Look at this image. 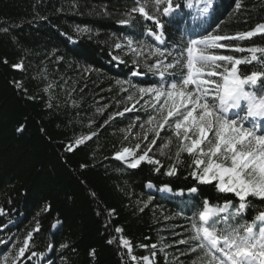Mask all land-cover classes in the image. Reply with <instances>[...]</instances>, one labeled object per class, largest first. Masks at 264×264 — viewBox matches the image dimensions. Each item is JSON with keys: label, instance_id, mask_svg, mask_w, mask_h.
Wrapping results in <instances>:
<instances>
[{"label": "trees", "instance_id": "obj_1", "mask_svg": "<svg viewBox=\"0 0 264 264\" xmlns=\"http://www.w3.org/2000/svg\"><path fill=\"white\" fill-rule=\"evenodd\" d=\"M176 2L179 14L161 17L165 43L160 45L145 32V26H154L139 14L129 24L120 23L128 18L133 0H0V240L6 241L0 243V264L6 257L12 263L37 222L39 231L33 232L23 264H42L39 256L26 259L31 251L48 254V264H143L132 261L117 241L108 243L121 235L131 241L132 255L155 252L151 264H190L199 253L182 255L188 245L177 243L191 234L190 206L205 197L214 204L236 199L213 185H197L186 154L176 174L165 175L175 161V140L167 155L153 149L164 165L159 173L153 165L142 162L131 168L114 158L130 147L127 128L151 110L136 105L135 111L115 114L132 107L129 94L138 97L136 89L161 80L147 70L155 57L146 60L147 50L133 55L128 40L134 48L143 42L171 49L184 43L187 34L217 26L234 34L264 22V0H241L238 11L234 0H213L214 7L204 15L202 0ZM233 43L264 46V36ZM239 68L247 72L253 65ZM93 132L90 141L67 150ZM164 185L172 195L159 192ZM193 186L198 187L195 194L187 191ZM252 203L264 207L259 200ZM253 211L249 209L248 219ZM116 227L123 232L116 233ZM93 249L95 255H90Z\"/></svg>", "mask_w": 264, "mask_h": 264}, {"label": "snow or ice", "instance_id": "obj_2", "mask_svg": "<svg viewBox=\"0 0 264 264\" xmlns=\"http://www.w3.org/2000/svg\"><path fill=\"white\" fill-rule=\"evenodd\" d=\"M234 4L237 11L241 9V0H234ZM213 7V0H202L200 14H207ZM180 8L176 0H133V6L125 13L128 18L120 23L129 24L135 18L134 14H139L154 26H145L146 34L163 45L161 17L171 16ZM256 36H264V22L234 34L220 31L219 26L215 31L205 29L171 49L143 42H137L138 47L134 48L133 41L128 40L127 47L133 55H143L147 50L146 60L155 57L153 63L147 64V70L161 80L150 87L136 89L135 85L131 86L136 89L139 99L129 94L127 100L135 99V104L115 115L123 116L124 112L135 111L136 104L145 96L150 97L144 103L151 112L139 124L144 129L143 140L147 143L142 152L139 143L134 148L123 147L114 158L124 161L131 168H137L144 162L153 165V170L159 173L164 165L149 153L158 148L161 156L167 155L175 140V161L169 165L165 175H175L178 165L184 164L182 156L186 154L190 158L189 175L197 185H213L217 192L230 193L236 198H226L223 203L214 204L205 197L190 206L192 214L188 217V231L191 234L177 241L188 245L187 252L182 255L199 253L190 264H264V207L256 209L252 203V199L264 202V46L253 44L245 47L233 43ZM115 47L119 49L121 45L116 44ZM221 49L247 55L219 54ZM241 65H253V69L241 72ZM14 67L20 68L21 65ZM165 130L170 135L162 137L161 132ZM96 134L93 132L77 138L67 150H75ZM158 140L161 141L159 145ZM163 187L168 189L169 186ZM187 191L195 194L198 187H190ZM249 209H254L251 219L247 218ZM178 214H183V211ZM38 231L37 222L12 258V264H18L29 253V241L33 232ZM114 231L122 233L123 229L116 227ZM114 241L127 250L132 261L151 264L149 256L138 258L132 255L133 245L129 239L121 235L113 237L108 243ZM0 243L6 241L0 240ZM151 248L155 249L156 245H151ZM155 254L152 253L153 256ZM42 255L31 251L26 259ZM90 255H95L94 249ZM7 260L6 257L5 264Z\"/></svg>", "mask_w": 264, "mask_h": 264}, {"label": "rangeland", "instance_id": "obj_3", "mask_svg": "<svg viewBox=\"0 0 264 264\" xmlns=\"http://www.w3.org/2000/svg\"><path fill=\"white\" fill-rule=\"evenodd\" d=\"M174 15L176 14H179V12H178V10L175 12V13H173ZM191 35L190 34H187L186 35V37L187 38H189ZM133 47V46H132ZM221 50H224V49H221ZM219 51V54H223L222 53V51H220V50H218ZM160 78V77H159ZM136 99H139V95H138V97H136ZM150 99V97H148V96H145L144 97V100H141L140 101V103L139 104H136V105H139L140 107H147L146 105H145V103H144V101H147V100H149ZM133 104H135V99L133 100V101H131ZM138 106V107H139ZM137 107V106H136ZM151 110V109H150ZM151 112V111H150ZM152 114H154V113H152ZM147 119V117H144V118H140L139 119V121L137 120V119H134V121L132 122V124L131 125H133V124H135L136 125V127H131L130 128V126L127 128V134L129 135V140H130V147L129 148H134L135 147V145L136 144H141V151H143L144 150V148H143V146H144V144H146L147 143V141H144L143 140V134H144V129H141L140 127H139V124L140 123H142V122H144L145 120ZM145 127H148L147 125H145ZM137 134H139V135H137ZM152 137H151V135L149 136V139H151ZM157 154V151H155V150H153L151 153H149V155H151V156H154L155 157V155ZM156 158V157H155ZM150 187V186H149ZM162 195H167V196H169V195H172V193L170 192V190H169V188L168 189H164V187H162L161 189H160V191H159ZM180 193H178V195H179ZM230 194V193H229ZM6 226H9V224L8 225H6ZM4 228H1V231L3 230ZM48 254H45V255H42V256H39V259H41L40 261L42 262V264H48V262H45V258H46V256H47ZM150 257V260H151V263H152V260H153V255L152 256H149ZM39 259H37V260H39ZM143 262V261H142ZM12 264V263H11ZM18 264H23L22 263V258L20 259V261L18 262ZM36 264V263H35ZM135 264H137V262L135 263ZM143 264H144V262H143Z\"/></svg>", "mask_w": 264, "mask_h": 264}]
</instances>
